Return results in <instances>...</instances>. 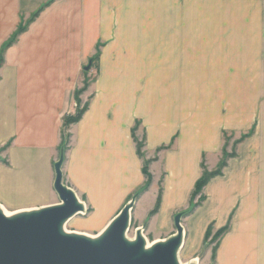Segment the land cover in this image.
I'll return each instance as SVG.
<instances>
[{
	"label": "crops",
	"instance_id": "obj_1",
	"mask_svg": "<svg viewBox=\"0 0 264 264\" xmlns=\"http://www.w3.org/2000/svg\"><path fill=\"white\" fill-rule=\"evenodd\" d=\"M21 25L0 65L6 212L60 203L53 184L62 151V183L84 206L69 232L99 235L145 184L132 139L139 123L145 155L172 145L149 165L153 183L134 200L129 230L162 241L189 207L201 164L218 165L223 134L251 131L181 219L182 250L192 261L207 251L208 226L229 223L212 264H264V0H0V50ZM97 45L88 109L67 130Z\"/></svg>",
	"mask_w": 264,
	"mask_h": 264
},
{
	"label": "water",
	"instance_id": "obj_2",
	"mask_svg": "<svg viewBox=\"0 0 264 264\" xmlns=\"http://www.w3.org/2000/svg\"><path fill=\"white\" fill-rule=\"evenodd\" d=\"M88 69L86 66L84 70ZM63 162L61 151L54 164L53 184L59 204L11 216L0 208V264H181L178 254L183 245V212L173 218L172 237L147 247L142 229L136 230L133 240L127 237L135 198L94 238L66 232V224L84 206L62 183Z\"/></svg>",
	"mask_w": 264,
	"mask_h": 264
},
{
	"label": "trees",
	"instance_id": "obj_3",
	"mask_svg": "<svg viewBox=\"0 0 264 264\" xmlns=\"http://www.w3.org/2000/svg\"><path fill=\"white\" fill-rule=\"evenodd\" d=\"M48 5V4H46ZM45 5V6H46ZM44 8L41 7L37 12H35V14L31 17V19L26 22V25L28 23H30L34 18H36L38 16V14L40 13V11ZM26 25H21L17 28L16 32L13 34V36L9 39V41L3 46V48L0 50V65L2 63V58H3V52L4 49H6L7 47H9L10 45H12L15 40L17 39V37L25 31L26 29ZM100 46L101 45H97V49H96V54L89 60L88 65L89 69L85 72V78L83 81V86L77 90L74 94V100L77 103V109L75 111V114L72 116H67L64 120L63 126L65 129H67L69 126L76 124L84 115V113L87 111L88 106H89V101L91 96L89 97V100H87L84 104L81 105L80 102V96L87 91L88 87H89V77H87V73L88 71H90V69L94 68L95 71H98V59H99V53H100ZM94 80V79H93ZM139 126V123H136L135 126L132 129V139L133 142L135 143V148H136V153L137 156L142 160V171H143V175L145 176V184L143 185V187L139 188L137 191H135V193L133 194V198L137 199L143 192H145L150 184V178H149V172H148V165H149V161L148 160H144V155L142 154V148H144L145 142L144 139L145 137L142 138V140L139 142L137 137L135 136V132L137 130ZM251 131L248 132L245 135L240 136L239 139H236L233 143H232V147L230 149V152L227 151L229 148V143L232 140V136L227 135L226 133L223 134V138H224V144L221 150V159L217 165V168L212 171V172H208L204 166V164H201V176L200 178L197 180V182L195 183L194 186V190L192 192L191 195V201L189 204V207L183 211V214L185 216L191 214L197 207H199L201 205V203L205 200V196L202 195V191L203 188L207 185V183L221 175L222 170L224 169V167L227 164V161L231 158H234L236 156V147L239 143H241L242 141H244L249 135H250ZM172 145V144H171ZM171 145L169 146H165V147H161L157 150V152L163 151V150H167L171 147ZM62 150L65 151L66 150V145L63 144L62 145ZM199 195V198L197 201H194L196 196ZM132 198V199H133ZM161 202V192L159 191L157 199H156V203H155V207L153 209V211L151 212V214H155L158 211L159 205ZM229 230V223L227 225H225L223 228L215 231L213 225H209L206 232H205V236H204V242H203V250L205 251L206 248L210 247V245H212L214 242V248L212 251V259L214 260V252L218 246L219 240L221 239V237Z\"/></svg>",
	"mask_w": 264,
	"mask_h": 264
},
{
	"label": "rangeland",
	"instance_id": "obj_4",
	"mask_svg": "<svg viewBox=\"0 0 264 264\" xmlns=\"http://www.w3.org/2000/svg\"><path fill=\"white\" fill-rule=\"evenodd\" d=\"M199 8L200 9H202V6L200 7L198 4H196V5H193V12H198L199 11ZM221 8H222V6H221ZM91 79V78H90ZM90 79H89V87H88V89H87V91H85L81 96H80V102H81V105L82 104H84L87 100H89V97H88V95H89V93L91 92L90 91V87H91V84L93 83V79H91V81H90ZM85 93H87V94H85ZM82 97V98H81ZM83 97H86V98H83ZM88 97V98H87ZM76 103V102H75ZM76 109H77V103H76ZM70 127V126H69ZM69 127L67 128V130L69 129ZM137 136L139 137H137V139H138V141L140 142L142 139H141V133H138L137 134ZM234 136V135H233ZM235 137H237V136H235ZM236 139L235 138H233L232 137V140L230 141V143H229V148H228V150L227 151H229L230 152V149H231V147L233 146L232 145V143L235 141ZM146 141V139H144V142ZM142 154L144 155V160H148L149 161V165L152 163V162H155V161H157V159H158V153L159 152H156V153H154L153 154V156L152 155H150L149 157L147 156V155H145V145H144V148H142ZM149 165H148V169H149ZM206 168V167H205ZM216 168H217V166H216ZM215 168V169H216ZM215 169H212V170H209V168H206V170L208 171V172H212V171H214ZM149 178H150V184L151 183H153V178H152V176L149 174ZM149 184V185H150ZM149 187V186H148ZM160 187V186H159ZM148 189V188H147ZM202 195H203V193H202ZM204 196V195H203ZM198 198H199V195H197L196 196V198H195V200L194 201H197L198 200ZM8 213V212H7ZM66 229L68 230V231H75V230H77L76 229V227H74V222H72V223H69L68 225L66 224ZM128 236L129 237H133V234H132V232H131V230H129L128 231ZM149 241V240H148ZM150 243H151V241H150ZM214 244H215V242L212 244V245H210V247H208V248H206V250L207 251H205V253H203L202 254V257L200 258V259H198V257L196 256V258H197V264H208V260L210 259V261H211V264L213 263V259H212V251H213V248H214ZM202 252V251H201ZM206 252H208V256H207V259H204V257H205V254H206ZM179 258L181 259V261L182 262H184L185 264L186 263H188V262H190V260H188L187 258H186V256H185V254H184V248H183V250H182V248L179 250Z\"/></svg>",
	"mask_w": 264,
	"mask_h": 264
},
{
	"label": "bare ground",
	"instance_id": "obj_5",
	"mask_svg": "<svg viewBox=\"0 0 264 264\" xmlns=\"http://www.w3.org/2000/svg\"><path fill=\"white\" fill-rule=\"evenodd\" d=\"M0 208L2 209V211H3V213L6 215V216H11V215H13V214H17L18 212H16V213H7L6 211H5V209L2 207V206H0ZM65 231L66 232H69L67 229H66V226H65ZM70 233V232H69ZM72 233V232H71ZM79 234V233H78ZM82 235H84V234H82ZM85 236H87V237H90V238H94V237H96V236H89V235H85ZM127 237H128V239L129 240H133L131 237H129L128 236V234H127ZM145 241H146V246L147 247H150L152 244H154V243H157V242H160V241H157V242H152V243H150V242H148L147 241V239L145 238ZM178 259H179V262L181 263V264H185L184 262H182L181 261V259L179 258V255H178ZM190 263H193V264H197V258H194L192 261H190V262H188V263H186V264H190Z\"/></svg>",
	"mask_w": 264,
	"mask_h": 264
}]
</instances>
